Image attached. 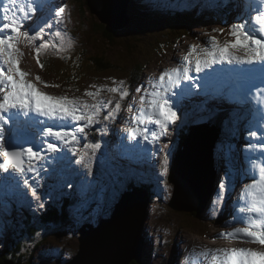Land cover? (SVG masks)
<instances>
[{"label": "rangeland", "instance_id": "1", "mask_svg": "<svg viewBox=\"0 0 264 264\" xmlns=\"http://www.w3.org/2000/svg\"><path fill=\"white\" fill-rule=\"evenodd\" d=\"M215 1L195 0L193 10L198 17H203L213 11ZM226 1L228 0H222L223 4ZM31 2L35 4L34 13L37 18H39V14L36 11L39 9L41 10V17L43 19L51 16L52 20H54V16L51 14L59 10L58 16L60 18L63 16L59 21L61 28L71 27L74 23L82 40L86 44L89 42L88 46L91 48H97L96 50L99 49L98 51L101 50L102 52L100 51V53L104 58L114 57L117 53H121V55L129 54L137 58L142 55V51L136 49H132L133 54L121 50L118 44H115L111 39L109 40V44L104 43L107 35L103 29L95 36H92L95 34L93 28L96 27L97 17L90 15L79 18L76 8L74 9V17H68L67 8L69 7L70 0H63L62 2L61 0H51L49 7H43V9L42 0H31ZM168 2L179 4L183 12V18H185V10L190 7L192 0H162L164 14L161 20L165 23L163 26L164 30H167L169 26V17L166 16ZM104 3L106 2L103 1ZM258 3L261 5L263 1L259 0ZM243 4L240 0H234V3L230 2L235 11L246 15L247 12L243 8L248 10L251 5L243 6ZM9 12L12 16L13 10L9 9ZM153 12L148 17L151 22H155L154 16L157 19L158 13H160L159 10ZM28 13L29 11H24V14L27 15ZM79 13L81 16H84L86 10L83 13L79 11ZM130 16L132 21L136 18L132 7L126 10L123 19L127 20ZM261 16H264V13ZM235 17L236 15L233 13L230 15L224 13L223 19L225 20L222 19L220 21V19H216L205 25L197 24L196 26H192L187 33L188 35L183 36L179 41L172 42V46L169 48L165 47L163 50V46L161 49L158 46L155 47L154 55L150 57V62L143 69L138 83H134L133 89L138 87L136 92L131 93L133 89L123 83V77L126 76V72L123 70H116V68L111 71L107 70L106 72L98 70L97 74L94 73L87 78L82 77L85 81L74 87L67 101L66 97L60 92H69L70 90L58 82L59 75L57 72L53 75L50 69L47 68L46 64H49L51 60H45L44 65L39 61V49L49 45V38L52 37L50 33L46 34L44 32L39 34L34 29L30 30L29 26L19 27L17 22L12 20V33H8L7 35L2 33L0 35V92H3L7 88L6 85L17 87L18 84L16 82H20L19 84L22 88V84H28L33 80L36 82L32 85L33 90L42 94V96L50 98L48 101L39 100V104L36 105L34 110L41 109V111L44 110L46 113L45 108H47L53 114L63 115L64 117L58 116L59 119L65 118L66 120L57 124L62 129H69L71 124H75L76 121L79 123H77L74 130L71 129L72 131H78L74 134L66 135L67 133H64L58 139L52 134L40 131L37 136L31 138V142L25 145L17 139V133L20 134V128L17 123L12 121L14 111L12 110L8 114V110H4L3 104L0 102V136L2 137H0V252L6 246L11 247L13 245L15 249L18 243L23 244L24 242L25 238L21 239L23 235H16L19 231H13V220L15 218L21 217L27 212L38 215L37 223L38 229H40L41 219L39 218L45 213L46 206L54 208L61 206L64 197H70L65 192L74 190L79 199L86 200V202L80 201L70 206L67 212V220L65 222L62 221V225H59L58 229L50 227L49 229L51 230L48 229L45 233L37 234L38 237L35 243H30L29 240H26L27 246L23 247L24 250L21 255L19 254L23 259V262L20 264H87V261H89V264H97V262H101L99 257L101 255V248L98 249V253L94 256L95 261H90V256H88L87 261L74 262V259L80 254L81 245L83 247L85 244H82V230L80 228L87 221L98 225V223L104 219H108L112 215L118 206L117 204L121 203V198L119 200L116 194L109 193V188H107L108 196L104 205H100L98 202L93 203V200L100 198L101 202L104 198L105 189L103 188L102 181H104L103 178L107 179V174L115 175L119 171H123L135 174L139 179H142V182H149L150 188L155 179L160 184L159 187H156V192L153 195L155 204H152L147 209L148 218L146 212L140 227L142 239L138 243L139 254L141 255L139 258L142 263L192 264L193 260V264H207L204 261V256L200 254L202 251L208 249L203 245L220 244H226L225 250L229 252L230 258H234L230 260V263L237 261L235 256H238V254L236 253L241 251L248 252V255L244 259L259 257L258 250H261L262 245L259 244L257 246V243L264 238V217H261V214H264V200L254 197L253 200H250L249 196L246 197L243 184L246 181H252L264 171V150L261 148L264 145L263 115L257 113L255 106L251 102L247 107L226 101L222 107L223 109H217L213 107L215 104L213 101L210 104H197L188 108L177 100L175 94H172L173 97H170V99L167 98L169 92L166 94V90L176 92L175 86L181 83V76L185 74L184 78H188V87L190 90L192 88L190 94L195 95V97L197 95V99L200 102L205 99L200 98L202 92L206 95H211L216 89L218 90L216 94L219 97H222V94L225 92L234 101L238 98V95L233 93L235 86L226 84L225 80L222 83L212 80L215 85H211L206 80H211L213 76L211 68L222 64L220 58L227 60L225 55L226 53L230 54L231 49L230 47L226 49V42L229 45L234 44V47L239 46L240 49L246 50V53L243 54L242 52L238 53L239 48L237 50L233 48L236 51L232 50L234 52L233 57H236L238 60L237 65L246 63L245 59L239 55L248 57L250 53L246 45L247 41L242 40L241 35L238 34L239 27L242 28L243 25H238L236 22V24L230 25ZM247 18H249V23H251L254 16L252 15ZM87 20L92 21L93 28L82 30L79 23L81 21L86 22ZM146 23H148V20ZM86 26L87 28L89 27L88 22H86ZM228 27H230V30L226 29ZM1 29H4V22L1 23ZM127 30L128 28L124 29V31ZM127 32L131 33L132 31L129 29ZM51 33L57 36V40L67 41L70 37L66 35L64 29L52 30ZM127 40L128 38H124L118 41V43ZM258 40L260 42L261 38L258 37ZM199 42L201 44H198ZM85 43L84 45H76L73 52L67 56L64 55L58 58L50 55V57L58 60L59 66L57 67L62 70L61 67L67 68V66L73 63L74 58L80 56L79 52L84 49ZM259 45L263 50V45L261 43ZM198 46H202L200 50ZM136 47L141 48L138 43ZM87 49L91 51L90 48ZM206 49L212 51V54L208 57L204 56ZM137 58L133 59L132 62L137 63L140 61ZM193 60L195 64H193ZM186 63L190 64L192 68L186 65L184 67V74H180L178 78L175 75H171V73H178L181 65H185ZM93 65L99 66L95 62ZM127 66L124 67V70H127ZM213 68L216 69L215 67ZM16 69L18 70L17 73ZM189 70H193L191 74ZM165 71H167L166 74H162ZM196 76L202 77L205 81L203 84L207 85L205 88H202L201 83L197 82ZM240 80L243 81L242 75L237 78L236 85ZM172 84L174 85L171 86ZM17 91L18 94L22 93L19 90ZM7 93L11 97L16 95L11 91H7ZM150 93H154V95L150 96ZM74 94L77 95L74 96ZM258 95L264 104V90L259 91ZM27 97H31V95H27ZM25 101L36 104V100L25 99ZM60 102L63 103L61 106H58ZM17 104H22L21 97ZM17 104L14 108L17 107ZM28 107L25 106L22 113L26 114L29 112L27 110ZM149 109L152 112H149ZM248 110L251 111L253 116L261 118V120L254 121L250 117ZM165 111L166 115L164 114ZM133 113H135L136 118L140 117L136 119L138 136L134 139L133 135L127 136L126 134L125 137L122 132L117 131L119 129L122 131L128 127L125 125V118ZM222 113L225 115H222ZM78 114L85 115L86 117H80V120L77 117ZM205 114L211 115L215 120L222 119V124H224L223 127L222 125L217 126L219 132L215 130L211 131L216 136L215 146L219 143L220 136L222 135L221 142L212 152V162L214 164L212 165V172L217 171L218 183L217 190L213 194H210L208 188L204 187L203 190L207 191L211 197L209 196L207 199L204 195L201 198L200 193L201 212L193 215L194 213L178 211L172 207V199L175 196V185L169 181V175L171 176L169 170L176 160L174 152L176 155L178 151L176 144L177 137L182 134L185 126H191L192 136L194 135L192 138L195 139L197 134L195 126L203 125L207 122V119L194 125L191 122L194 118L200 117L198 115ZM169 116L174 117L175 122L173 124V119L170 118L173 128L170 129L168 136L165 134V129L168 127L166 119ZM117 117H120V120H117ZM160 119L165 120V122L162 123ZM117 121L118 124L116 123ZM37 123L42 127L40 119H38ZM99 123L101 126L97 127ZM44 125L46 126V122ZM149 125L155 127L158 130L157 132H164L163 135L168 137V143L166 144L164 136L157 133V144L148 141L143 146L142 154L129 153L126 150L127 146L132 147L133 145L134 147H138L139 141L149 137ZM128 133L133 134L130 128ZM85 143L87 145L84 146ZM34 144H37L39 148H34ZM219 147H222L224 154H221ZM91 148L94 149L89 153ZM138 148L140 149L141 147ZM198 148L202 149L201 146H198ZM150 149H152V153ZM145 151L148 153V156L145 155ZM240 151H244L245 154L242 157L248 159L243 161L248 168L245 173L238 161ZM97 152L99 153L98 157ZM87 154L88 156L85 157ZM72 155L74 160L79 159L70 164L69 158ZM136 156H146L151 161L164 158L167 162L160 161L158 164L149 167L127 168L120 165V161H124L125 165H127L128 160L133 162ZM180 166V168H176V171L180 169L178 175L181 174L183 176L182 179L186 180L185 174L188 172L189 167L184 168L181 164ZM205 171L207 169L200 171L203 176L198 175V178L202 182L201 177H204L203 184L208 179L210 182H213V176L206 177ZM38 175H44L45 177L42 179L35 178ZM14 178H17L19 186L12 189L8 182L12 183V179ZM228 178L235 184L232 193L225 190L223 186L224 181H227ZM130 179L132 178H128V180ZM166 181L168 182V187ZM182 187L188 196L194 193V189L186 183H183ZM123 189L117 188V192H121ZM165 196L166 200L163 203L159 198ZM214 196L217 199L213 198ZM186 199L180 196L178 201H186ZM252 216L254 217V222L246 220L251 219ZM182 229L184 233H188V239L182 236ZM129 239L131 241V238ZM231 244L237 252H233L227 247ZM92 247H94V243L87 240L84 249ZM14 249L11 248V250ZM192 252L194 256H192ZM9 259L11 258L5 260L9 261ZM114 261H116V258ZM1 262L5 261L2 260Z\"/></svg>", "mask_w": 264, "mask_h": 264}, {"label": "bare ground", "instance_id": "2", "mask_svg": "<svg viewBox=\"0 0 264 264\" xmlns=\"http://www.w3.org/2000/svg\"><path fill=\"white\" fill-rule=\"evenodd\" d=\"M240 1L244 3L243 6L249 4V1L248 0H240ZM261 1H263V0H261ZM18 2L20 4H22V0H16L15 6L18 5V4H16ZM50 2H51V0L49 1V3H46V6L43 5L42 7L48 8ZM258 4L260 5V3H258ZM258 4L255 3V2H253V7L256 10V12L261 15L262 13H264V1H263V3L260 6ZM26 5L27 4H25L24 6H26ZM7 6H9V9H12L14 11V6H12V5L9 4V0H0V13H2V11L4 10V8H6ZM243 6H242V8H243ZM243 10L245 12H248V11L250 12L253 9L250 8V9L247 10V9H244L243 8ZM247 14H249V13H246V15ZM25 15L26 14L22 15V17H25ZM250 16H252V15H250ZM16 17H17V15L16 16L12 15L10 17L11 18V21L12 20H15L14 18H16ZM15 22H16V20H15ZM1 23H3V22L1 21ZM198 44H201V43L199 42ZM261 45H263V47H264V43H261ZM201 47L198 46L199 50H200ZM225 47H226V49L228 47H230V49H231L230 54H227L225 52L226 53L225 57L227 58V60H223V58H220V61H222V64H218L217 66H213V67L216 68V69H214L213 67L211 68V70H213V72H212V75L213 76L211 77V80L210 79H206V80L211 85H215V83L213 81H219V82L222 83L223 80H225L226 81V84H231V85L235 86L234 87V90H233V93H236L238 95V98H240V100H238V98L235 101L232 100V99H230V97L225 92L222 94V97H219L216 94V93H218V90L216 89L211 95H206L204 92H202V96H200V98H205V99H203L202 102H200L197 99V95L195 97V95H193V94L191 95L190 94V91L192 90V88L190 90V88L188 87V80H186V83L183 84L180 87L179 90L175 86V91L176 92H174L173 94H175L177 96V100H179V102H181L182 104H184L188 108L193 107L194 105H197V104H203V103L210 104L213 101L215 102V104L213 105V107H216L217 109L223 107L225 105L226 101H230L233 104L234 103L235 104H238L239 106L244 105L246 107L251 102L255 106V109H256L257 113H259L260 115H263V118H264V104L262 103V99L260 100V97L258 95V92L259 91L264 90V59H263V62L260 63V62L255 61L249 55L247 57V56H243V55L239 54L243 59H245L246 63H241V64L237 65L238 64V60L236 59V57H233V53H234L233 51H236L239 48V46L238 47L237 46L234 47V44H230L229 45V43L226 42ZM233 48H236V50L233 49ZM224 51H226V50H224ZM241 52H242V54L243 53H246V50L244 51V50H242V49L239 48L238 49V53H241ZM210 54H212V51L206 49V51L204 52V56L205 57H208ZM211 60H213V59H211ZM193 64H195V61L194 60H193ZM186 65L191 66L190 64H187V63L185 65H181L180 71L178 73H173V74L171 73V75H175L178 78L180 74H184V67ZM191 68H192V66H191ZM193 70H194V68H193ZM169 71H172V70H169ZM192 71L189 70L190 74L192 73ZM17 72H18V70L16 69V73ZM240 75H242L243 81L240 80V82L236 85L237 78ZM261 76H262V78H261ZM181 78L184 79L183 76H181ZM195 78L197 79V82L198 83H201L202 88H205L207 86V85L203 84L205 81L202 79V77L196 76ZM16 83L18 84V86L21 87V85L19 84L20 82H16ZM173 85L174 84H172L171 86H173ZM217 87H219V86H217ZM162 89H164V88H162ZM220 90H221V88H220ZM19 91H21L22 93H19V94L15 95V96H12V97L7 93V91H6V93H4V91L3 92H0V102L3 104L4 110H8V114L12 110L14 111V114L12 116L13 117V120L12 121L15 122V123H17L19 125V128H20L19 133L22 136H26L27 134H29L31 132H34V136H37L38 133L41 131V127L37 123V121H38V119H40V122H41L42 117L47 116V115L44 112V110H42L43 112L41 111V109L40 110H34V108L36 107V105L34 103L25 101V99H27V100H34L32 97H27V95H30V90L29 89H25V90H21L20 89ZM167 92H169V90H166V93ZM40 95H42V94H40ZM153 95H154V93H150V96H153ZM5 97H7V98H5ZM20 97H21V100H22V104H17L18 101H19V99H20ZM210 99H213V100H210ZM16 104H17V107L14 108V106ZM25 106H30L31 107V112H30V114H29L28 117H26V115L24 113H22ZM19 108H21V111H19ZM27 110L29 111V107H28ZM150 111H152V110L149 109V112ZM248 111H249L250 117L254 121H260L261 120V118H258V117L253 116V114L251 113L250 110H248ZM164 114L166 115V111H165ZM4 115L7 116L6 113H4ZM38 116H40L41 118L38 117ZM198 116H200V117H196V118H194L192 120V122H191L192 125L198 124V123L202 122L204 119H207V120H211V123L215 127H217V125H218L219 122L221 123L222 127L224 126V124H222V121H223L222 119H216L215 120V119H213V117L211 115H208V114L198 115ZM170 118L173 119V124L175 122V118L174 117L169 116L166 119L167 122H168V127L165 129V134L168 135V136H169V133H170V129L173 128V124H171ZM160 121L162 123L165 122V120H163V119H160ZM13 122H12V124H13ZM146 124L148 125L147 121H146ZM100 126H101L100 123L97 124V127H100ZM7 127H8V123H7ZM157 131L158 130H156L155 127H151V125H149V132H148V135L149 136H153L156 139V137L158 135L157 134ZM211 131H212V129H209V132L207 131L206 134H202L203 137H204L203 140H204V144L206 146L204 148H205L206 151H204L203 149H199V148L195 150L196 153L193 151L194 152V164L195 163H198V165H199L200 164V161H202L205 164V158H209L210 155L213 158V153H212L213 151L212 152L210 151V147H209L210 146V143H209V140L213 144L215 142V140H216V136ZM159 133H160V135L164 136L163 135L164 132L163 133L159 132ZM195 139H196V137H195ZM195 139H193V140H195ZM149 141H151V140H149ZM152 142L154 144H157L158 143L157 140L151 141V143ZM148 145H149V147H151L150 144H148ZM202 145H203V142H202ZM187 146H189V145L187 144ZM184 147H185L184 148V154H183V157L182 158H181L180 147L178 148V151H177V154H176L177 155L176 156V160L174 161V167L175 168H178V167L180 168L181 167L180 164L184 168L185 167H189L188 172L185 174L186 180L187 181H190L192 183L193 189H194V187H196L194 189V192H198L199 194L201 193V198L205 195L206 198L208 199L210 195L208 194L207 191L205 192L203 190L204 189V184L198 178V175H202V173H200V171H202L203 169H200L198 167L197 170H199V171H196V170H193L191 168V166L188 165V163L186 161V158H187V153L189 152V150L187 149L186 145ZM261 148L264 150V145H262ZM126 150L129 153L142 154V150H140L138 147H134L133 145H132V147L127 146L126 147ZM150 150H151V153H152V149H150ZM219 150H220L221 154H224V151H223L222 147H219ZM144 153H145L146 156H148V153L146 151ZM243 154H245V152L244 151H240V155L238 157V161H239V165L241 164V168H242L243 172L245 173L248 168L246 166V163L243 162V161L244 160H248V159L243 158L242 157ZM98 155H99V153L97 152V157H98ZM206 169H207V166H206ZM179 171H180V169H177V173L178 174H179ZM190 171H192V172L196 171L195 175L194 174H191ZM209 171L210 170L207 169V171L205 172L206 173L205 174L206 177L213 176V174L210 173ZM133 179L134 178L130 179V181H132ZM169 181L172 184L175 185V192H176V194L179 193L182 197L187 198V196L185 194H183L184 189L183 188H179L178 189L176 178L170 180V177H169ZM134 182H136V180ZM207 182H210L209 179H208ZM223 186H224L225 190H227L228 192L231 191V193H232L234 191L233 188L235 187V184H233V181L230 178H228L227 181H224ZM236 189H237V187H236ZM243 190H244V194L246 195V197L249 196L250 200H253L254 198L263 199L264 200V171H263V173L257 175V177H255L252 181H248V182L246 181L243 184ZM213 198H215V196ZM173 199H174V197H173ZM173 199H172V201H173ZM215 199H217V198H215ZM119 200H120V198H119ZM212 200H214V199H212ZM196 201H197V199H196ZM120 202H122V200H120ZM186 202H187V204H189V207L188 208L186 206H184V203H181L179 205V207H183L185 209H181L180 210V209L176 208V206L174 205V203H173L172 207L174 209L178 210V211H186V212L188 211L190 213H195L194 212V208L192 206L193 201L186 200ZM216 202H219V201H216ZM133 207H134V205H133ZM145 209L147 210V206H146ZM146 212H147V218H148V210ZM261 217H264V214L263 213L261 214ZM246 220H249L250 222H252V221L254 222V217L252 216L251 219H246ZM107 221L109 222L108 219H107ZM94 223H96V222H94ZM98 224L100 226L103 225L102 222H100ZM263 224H264V220H263ZM88 228H89V223H85L83 226H81L80 230H82V231H85L86 230L87 231ZM181 232H182V236L184 238L188 239V237H189L188 236V233L187 232L184 233L183 229L181 230ZM108 235L114 236L111 232H109ZM82 237L85 238V239H82V244H84V243L87 242L86 239H89V240L92 239V235L89 234V233L88 234H85V235H83V233H82L81 238ZM139 237L141 238V235ZM118 240H119L118 243H116V246L118 248V252H119V250H121L123 248L121 246V244H129L128 246H129V248H131L132 241H130L127 233H126V238L124 237V234L122 233L121 235H119V239ZM140 244H142V243H140ZM259 244L262 245L261 250L260 251L258 250V253L260 254V259H259V257H256V258H254L252 260L253 257H248L245 262L241 263L242 261L245 260L244 257L246 255H248V252L247 251H241V252L236 253V254H238V256H235V258H237V261L236 262L241 263V264H264V238H262V240L257 243V246H259ZM225 245L226 244H223V245L222 244H220V245H203V246L207 247L209 250L206 249V250L202 251V253H200V254H202L204 256V261L207 262V264H235L236 262L235 263H230V260L231 259H234V258H230L229 257V252L225 250ZM227 247L230 248L231 251L237 252V250L233 248V245L232 244L229 245V246H227ZM106 248H108V247H106ZM106 248H104V249L101 248V251L100 252H101V255L102 256H105L104 254H105V249ZM89 252L90 251L88 250V248H85L84 249L83 247H80V252L79 253L82 254L85 259L84 260L80 259L79 255H78L77 258L74 259V262L77 263V262H81V261H87L88 256L91 255ZM97 253H98V249H96L95 252L93 251V257L90 258V261H92V262L95 261L94 256ZM19 254H20V252H19ZM137 259H135V260H137ZM9 260L10 261H13L11 259H9ZM13 262H15V261H13ZM87 262H89V261H87ZM99 263L100 262H97V264H99ZM238 263H236V264H238ZM12 264H14V263H12Z\"/></svg>", "mask_w": 264, "mask_h": 264}, {"label": "trees", "instance_id": "3", "mask_svg": "<svg viewBox=\"0 0 264 264\" xmlns=\"http://www.w3.org/2000/svg\"><path fill=\"white\" fill-rule=\"evenodd\" d=\"M161 1L162 0L156 2L159 6H161L160 8L162 10H159L160 13H158L159 16L157 17V19L154 16L155 22H151L150 19H148V17L150 13L152 14V12L156 10L151 8L149 4H147L144 1L135 0L133 2L132 11L136 15V22L132 26L131 29L132 32L129 35H126L129 38V42H130L128 49H126V52L133 54L132 49L142 51L141 57L139 58L135 57L137 59H140V61H138L137 63L132 62L133 59L135 58H133L129 54H126L129 59H125L123 55H120L119 63L116 65L114 64L116 62L114 58L108 57L107 60L104 61L103 55L100 53V51L88 46V42L86 44L85 41L82 40L81 36H79V38L82 41L77 43V45L78 44L84 45V43L86 45L84 46V49L81 52H79L80 56L78 58H74L72 61L73 63L67 66V68H63L60 66L62 68V70H60L57 67L59 66V64L57 63L58 60H54L52 57H50V55H54L58 58L64 55L67 56L73 52V49L76 46L70 49H54L46 55V60H51L49 61V64H46L47 68L51 69L54 72H57L58 75H61L65 79L66 83H70L73 85H75L76 81H78V79L82 76L88 74L92 75L94 73L97 74L98 70L105 72L107 70L111 71L114 70V68H116V70L117 69L123 70L124 72H126L127 76L131 81L137 83L139 81L141 72H143V69L146 67V64L149 62V58L154 55L155 47L158 46V48L161 49V47L163 46L164 49L167 44H171L172 46V42H175L178 39L182 38L183 36L188 35L187 33L192 26H196L197 24H201L205 22V19H202V17H198L197 15L194 14L193 9L191 7H188V9L186 8L185 10L186 17L183 18V12L179 7V4H172L168 2L167 5L168 9L166 11L167 12L166 16L169 17L168 19L169 26L167 30H164L163 26L165 25V23L161 20L162 15L164 14ZM78 2L79 0H75V6L79 18L89 16L90 12L88 8L89 6L87 0H82V3H78ZM147 7L150 8L151 11ZM85 10H86V14L84 16H81L79 11L83 13L85 12ZM211 19L213 20V18ZM147 20L148 23H146ZM208 20L209 19H207L206 21ZM86 22H88L90 25L89 20H87ZM86 22L81 21L79 23L82 30L87 29ZM71 32H77L76 25L74 26V29L71 30ZM105 33L107 35V38L111 40L117 38V36H114L112 33H109L108 31H105ZM137 43L141 48L136 47ZM87 48H90L91 51H89ZM79 59L82 60V62L79 65H75L77 60ZM43 62L45 63V60H43ZM94 62L96 65L99 66L93 65ZM126 65H128L127 70H124L125 69L124 67ZM139 71L140 73H138ZM220 125L221 123L219 122L217 126ZM143 184L147 188L150 187V183L147 181H144ZM127 186L131 187V185H127ZM75 202H77L75 196L71 195L70 197H64L63 201L61 202V206L59 207L54 208L51 206H46L45 213H43V215L39 218L41 219L40 229H38V223H37L38 215L27 212L24 213V215H22L20 218L18 217L15 218L13 220V224H14L13 231H19L18 233H16V235L22 234L23 236L21 239L25 238L24 242L23 244L18 243L15 249L13 245L11 247L9 246L4 247V249H2L3 251L0 252V262L8 258H11L13 260L15 259L16 261L15 260L14 261L19 264L23 262V259L19 255V252L21 254L22 251L24 250L23 247L25 248L27 246L26 240H29L30 243H34L38 237L37 234L47 232V230L50 227H52V229H58L59 225H62V221L65 222L67 220L68 208L71 205H73ZM193 215H195V213ZM87 223L90 222L87 221ZM11 248L14 250H11ZM133 264H144V263H142L140 261V258H138L137 260L133 261Z\"/></svg>", "mask_w": 264, "mask_h": 264}, {"label": "water", "instance_id": "4", "mask_svg": "<svg viewBox=\"0 0 264 264\" xmlns=\"http://www.w3.org/2000/svg\"><path fill=\"white\" fill-rule=\"evenodd\" d=\"M103 1L106 2L103 4ZM88 2V8H89V16L93 15L94 17H97V25L95 28L91 26L95 32V36L101 29L103 31H108L109 33H112L114 36H117V38L114 41H120L119 37H122V40L124 39V34L129 31V29L132 28L134 25L135 20L132 21L131 16L128 17L127 20L123 19L124 13L126 10H129L131 6V0H87ZM99 16V17H98ZM90 21V25H93L92 21ZM128 24V25H127ZM125 28H128L127 31H124ZM106 41L104 43H110L109 38L106 37ZM113 41V42H114ZM94 44V43H93ZM94 46V45H93ZM208 130V127H203L200 130H197L196 139L193 141L192 133L188 134L180 141V151H181V158L184 154V146L186 145L189 152L187 153V163H189V166L193 170L200 169L205 170L206 166L207 169L210 170V172L213 174V182H205L204 187H207L209 190V193L212 194L217 190V177H216V171L212 172V160L211 156L209 158H205V164L200 161V164L198 163L194 164V152L196 149H198V146H201L204 151L206 147L203 140V135L206 134ZM192 132V131H190ZM203 142V145H202ZM210 143V151H212V143L209 140ZM187 144L189 146H187ZM198 145V146H197ZM194 151V152H193ZM196 153V152H195ZM174 156L176 157L175 153ZM206 165V166H205ZM196 171L192 172L191 174L196 173ZM206 172V171H205ZM204 172V173H205ZM182 175H178L176 168L174 167V162L171 167V179H175L177 181V187L183 188V183H186L189 187L193 188L192 183L190 181H187L185 179H182ZM204 182V177H202V183ZM196 187H194L195 189ZM174 191V190H173ZM183 194L187 196L186 200L193 201L192 206L194 208V212L196 214H199L201 212V200L200 194L198 192H194L191 195L188 196L186 191L184 190ZM181 195L178 193L176 194L173 199L174 205L177 206L181 203H184V206L187 208L189 207V204H187L186 201H178L179 197ZM197 199V201H196ZM122 202L118 204V206L115 208V211L112 213V215L107 219H104L102 221V226L98 225L95 226L93 224H89V228L87 231H82L83 235L91 233L92 241L94 243V247L88 248L90 251L89 253L90 258L93 257V251L95 252L96 249L99 248H106L105 249V256L99 255L101 262L99 264H131L135 259L139 258V243L142 239L139 236L141 235L140 227L144 219V212L145 208L148 205V197L145 193L139 192L135 189L132 191H126L125 194L121 196ZM178 202V205H177ZM134 205V207H133ZM178 209H185L183 207H178ZM188 212V211H187ZM108 232H111L114 236L108 235ZM124 234V237L126 238V233L128 234V237L131 238L132 246L129 248V244H121L123 247L118 252V248L116 246V243H118L119 235ZM84 239L83 237L81 240ZM89 240V239H86ZM87 242L83 245V248ZM82 247V245H81ZM87 254V253H86ZM80 259L84 260L82 254H79ZM116 258V261L114 259ZM5 262H1L0 264H16L13 261L4 260ZM89 264V262L87 263Z\"/></svg>", "mask_w": 264, "mask_h": 264}]
</instances>
